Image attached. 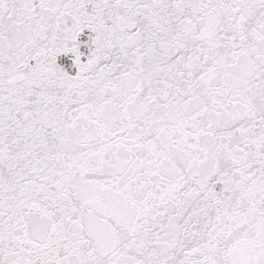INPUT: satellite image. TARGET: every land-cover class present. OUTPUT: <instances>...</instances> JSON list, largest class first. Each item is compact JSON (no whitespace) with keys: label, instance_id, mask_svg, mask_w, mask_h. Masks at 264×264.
I'll return each mask as SVG.
<instances>
[{"label":"snow or ice","instance_id":"snow-or-ice-1","mask_svg":"<svg viewBox=\"0 0 264 264\" xmlns=\"http://www.w3.org/2000/svg\"><path fill=\"white\" fill-rule=\"evenodd\" d=\"M0 264H264V0H0Z\"/></svg>","mask_w":264,"mask_h":264}]
</instances>
